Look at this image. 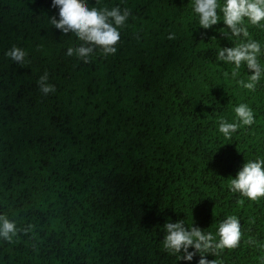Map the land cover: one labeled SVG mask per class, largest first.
I'll return each instance as SVG.
<instances>
[{
  "label": "trees",
  "instance_id": "trees-1",
  "mask_svg": "<svg viewBox=\"0 0 264 264\" xmlns=\"http://www.w3.org/2000/svg\"><path fill=\"white\" fill-rule=\"evenodd\" d=\"M88 3L130 15L116 53L96 49L84 63L66 55L82 42L50 24L52 0H0V214L34 226L0 239V264H198L199 253L184 261L164 249L163 225L184 220L218 241L229 215L240 247L205 258L264 264V197L230 191L245 162L264 159V74L255 91L237 83L251 72L233 78L216 56L239 38L222 18L201 28L193 0ZM246 26L264 68V22ZM13 46L27 53L23 67L5 55ZM241 103L255 123L225 139L219 120L238 123Z\"/></svg>",
  "mask_w": 264,
  "mask_h": 264
},
{
  "label": "clouds",
  "instance_id": "clouds-1",
  "mask_svg": "<svg viewBox=\"0 0 264 264\" xmlns=\"http://www.w3.org/2000/svg\"><path fill=\"white\" fill-rule=\"evenodd\" d=\"M101 0H95V5ZM52 7L59 9V19L55 16L49 18L50 24L64 34H72L82 43L78 47H69L67 56L75 55L77 58L88 63L96 49L103 55H114L116 45L120 41L119 29L124 27L130 15L128 9L121 10L119 7L111 9L107 7L89 6L88 0H52ZM193 11L198 16L199 26L210 29L219 21L228 29L230 37L239 38V42L231 47H221L216 59L226 64L233 65L232 77L239 75V70L245 66L251 75L248 81L238 80L244 89L255 91L264 68L259 62L261 45L258 41L250 38L247 24L260 26L264 22V0H193ZM175 39L174 34L167 37ZM5 55L23 67L26 63L27 53L24 49L13 46ZM48 73L41 75L37 84L43 95L55 92V86L50 84ZM238 123H229L223 118L219 120V132L225 139H231L232 134L241 126H251L255 123L253 110L244 103L234 109ZM230 191L240 193L241 196L256 202L264 197V159L250 160L243 164L236 178L230 180ZM243 200L239 203L243 204ZM34 226L29 224L20 228L15 220H10L4 214H0V239L9 243L14 242L19 234L25 235L32 232ZM165 236L163 238L164 249L177 256V260L191 261L199 253L198 264H217L216 260H207L205 256L219 255L220 252L234 250L240 247L243 232L240 220L229 215L218 227L216 237L211 233H205L199 227H186L184 220L166 222L163 225ZM247 243L255 245L257 241L249 238ZM261 247H264L262 245ZM192 248L194 251H189Z\"/></svg>",
  "mask_w": 264,
  "mask_h": 264
}]
</instances>
